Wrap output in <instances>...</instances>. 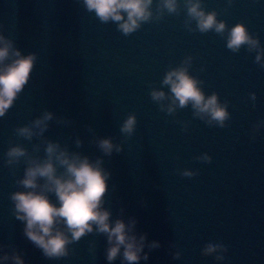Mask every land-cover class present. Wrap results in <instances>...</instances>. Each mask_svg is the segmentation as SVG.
Instances as JSON below:
<instances>
[{
  "label": "water",
  "instance_id": "95a60500",
  "mask_svg": "<svg viewBox=\"0 0 264 264\" xmlns=\"http://www.w3.org/2000/svg\"><path fill=\"white\" fill-rule=\"evenodd\" d=\"M199 3L225 23L223 31H201L190 0H176L175 11L152 0L150 18L127 34L123 21L101 20L84 0H0V47L11 52L5 63L17 51L35 57L28 82L0 116V264H129L123 247L108 260L112 245L96 225L59 257L27 236L12 197L44 190V178L36 189L22 181L49 159V144L107 174L101 208L143 238L141 259L131 264H264V0ZM240 24L255 47L228 46ZM180 68L226 106L222 124L191 102H174L164 81ZM130 117L135 126L125 132ZM16 147L25 154L12 158ZM52 159L57 175H66ZM56 227L71 237L63 223ZM210 245L217 251L208 253Z\"/></svg>",
  "mask_w": 264,
  "mask_h": 264
},
{
  "label": "clouds",
  "instance_id": "9594fccd",
  "mask_svg": "<svg viewBox=\"0 0 264 264\" xmlns=\"http://www.w3.org/2000/svg\"><path fill=\"white\" fill-rule=\"evenodd\" d=\"M84 2L87 8L90 11L94 10L103 21L109 19L123 21L119 27L126 34L136 30L141 21L148 20L151 16L149 8L152 0H84ZM165 7L169 11H175L176 0H165ZM189 14L197 19L201 31L215 28L217 32H221L226 27L225 23L217 22L215 13L206 14L201 9L199 0H190ZM0 40H3V37H0ZM245 43L255 47L257 41L250 37L244 25H236L230 32L228 46L238 50ZM10 55L8 45L0 47V116L13 104L17 94L28 82L34 67V56L25 57L17 51L15 55L18 58L11 64H6L5 61ZM164 83L171 85L174 102L178 101L181 107L191 102L198 113L207 114L221 124L227 118L226 106L220 104L216 95L206 97L198 87V81L190 76L186 69L171 71ZM152 95L154 99L160 100L164 98L165 93L154 91ZM48 119H51V114L46 115L43 120H37L36 125L40 126ZM134 126L135 117H130L125 122L123 131L131 132ZM20 132L28 137L33 134L30 128H23ZM100 146L106 153H111L113 149L110 140L101 141ZM58 147L49 144L47 148L49 159L29 167L22 181L25 188L36 189L39 186L38 178H44L46 180L44 190L18 192L12 197L16 202L18 218L27 222L25 229L27 236L41 247L47 256L59 257L67 255L68 243L79 240L86 232L93 231V225H96L99 232L108 234L109 243L112 245L108 250L109 261L116 259L121 247L124 248V259L129 264L140 260L143 238L138 242L135 236L129 234L128 226L123 220L111 222L110 212L101 208L103 197L108 191L107 174L87 158L70 157L66 152L59 151ZM24 154V149L20 147L13 148L8 153L12 158ZM53 156L55 161L65 167L66 175H57ZM49 192L55 193L58 205L49 198L47 194ZM60 223H63L71 233L70 238L56 227ZM215 251H217L215 246L210 245L207 249L208 253ZM144 258L147 259V256ZM17 260L19 264H23L19 258Z\"/></svg>",
  "mask_w": 264,
  "mask_h": 264
}]
</instances>
